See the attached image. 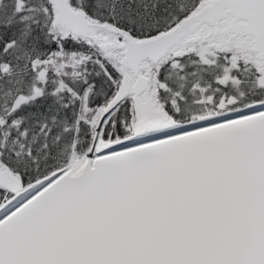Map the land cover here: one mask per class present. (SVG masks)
Listing matches in <instances>:
<instances>
[{
  "label": "snow or ice",
  "instance_id": "1",
  "mask_svg": "<svg viewBox=\"0 0 264 264\" xmlns=\"http://www.w3.org/2000/svg\"><path fill=\"white\" fill-rule=\"evenodd\" d=\"M0 264H264V0H0Z\"/></svg>",
  "mask_w": 264,
  "mask_h": 264
}]
</instances>
